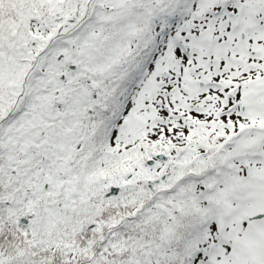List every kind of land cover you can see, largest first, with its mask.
<instances>
[{
	"label": "snow or ice",
	"instance_id": "obj_1",
	"mask_svg": "<svg viewBox=\"0 0 264 264\" xmlns=\"http://www.w3.org/2000/svg\"><path fill=\"white\" fill-rule=\"evenodd\" d=\"M0 264H264V0H0Z\"/></svg>",
	"mask_w": 264,
	"mask_h": 264
}]
</instances>
